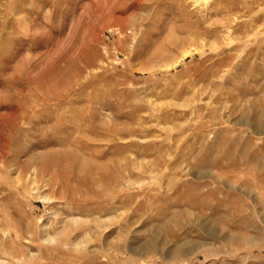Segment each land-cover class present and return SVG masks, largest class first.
I'll return each instance as SVG.
<instances>
[{
	"label": "rangeland",
	"instance_id": "obj_1",
	"mask_svg": "<svg viewBox=\"0 0 264 264\" xmlns=\"http://www.w3.org/2000/svg\"><path fill=\"white\" fill-rule=\"evenodd\" d=\"M0 264H264V0H0Z\"/></svg>",
	"mask_w": 264,
	"mask_h": 264
}]
</instances>
